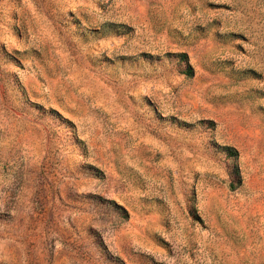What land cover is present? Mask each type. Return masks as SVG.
Instances as JSON below:
<instances>
[{
  "label": "rangeland",
  "instance_id": "1",
  "mask_svg": "<svg viewBox=\"0 0 264 264\" xmlns=\"http://www.w3.org/2000/svg\"><path fill=\"white\" fill-rule=\"evenodd\" d=\"M0 264H264V0H0Z\"/></svg>",
  "mask_w": 264,
  "mask_h": 264
},
{
  "label": "trees",
  "instance_id": "2",
  "mask_svg": "<svg viewBox=\"0 0 264 264\" xmlns=\"http://www.w3.org/2000/svg\"><path fill=\"white\" fill-rule=\"evenodd\" d=\"M189 73H192V69L191 68H189ZM227 149L229 150V154L230 155H235L236 154V150H234L233 148L227 147Z\"/></svg>",
  "mask_w": 264,
  "mask_h": 264
}]
</instances>
